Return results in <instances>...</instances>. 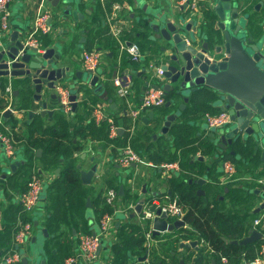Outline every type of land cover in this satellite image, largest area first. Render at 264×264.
I'll use <instances>...</instances> for the list:
<instances>
[{
	"label": "crops",
	"instance_id": "crops-1",
	"mask_svg": "<svg viewBox=\"0 0 264 264\" xmlns=\"http://www.w3.org/2000/svg\"><path fill=\"white\" fill-rule=\"evenodd\" d=\"M75 1L76 5L74 8H77L79 13L83 16L78 22L75 21L71 15L63 13L66 6L62 0L58 3L56 0H12L10 3V33H12L14 29H19L21 33H24V36L29 35L32 32L34 19L41 4H43L42 9H50L53 13L52 21L55 31L51 35L40 36L39 40L42 51L53 46L54 43H66L67 45H65L64 48L61 47L60 49L59 47L57 49V54L60 53V50L64 49L65 54L70 58V63L76 70L83 72H87L82 61V52L85 50H101L104 53L105 61L100 69L94 73V75H98L99 77L97 84L92 85L88 90L82 86L85 84L88 85L89 83H85L82 79L74 77L69 83V85L73 86L74 89L78 90L80 93L77 98L78 106L75 111L72 110L68 113H64L60 110L61 105L57 104L55 100H50L49 108L55 109V111L53 115L47 114L46 116H43L40 114L41 108H39L37 102L32 100L30 108L27 109H17L16 106H12L14 111L12 110L10 116H5L4 114V111H6L7 108H5L3 112H0V128H10L11 130H14L13 128L15 127L16 132L24 138L30 136V124L35 120V117H40L41 123H43L45 127H56L60 122L59 117L64 116L68 123V130L70 133L69 144L74 153L72 160L74 161V165L78 170L80 178L79 184L66 187V190L52 189L51 187L53 183L57 182L61 177L63 168L68 160L63 156L60 159V163L56 166H45L42 160L43 149L41 156L37 154L39 149H36L33 159H31L25 152L19 154L17 152L16 158L11 161L4 156L2 158L0 157V232L3 231L7 223H9L8 227L11 230L12 243L14 242L15 234L18 230L17 220L23 215V208L19 197L22 192L26 191L31 175L35 172L38 173L43 180L44 186L41 201L32 213L33 215L30 216L33 223V230L26 239L22 260L14 264H20L24 257L29 259L30 262H33L38 255H46L47 253L49 254L50 259H52V262L49 261L50 263L48 264H63L67 257L77 254L79 251L80 237L84 234L94 233L98 230L96 227L98 228V221L100 219L95 217V209L92 201H95L96 199L98 200L100 197L104 198L107 188L110 187L107 184L108 180L113 184L111 187L118 189L121 200L126 203L145 202V200L150 199L152 196L151 192L154 191L156 187L159 191L167 189L166 192L160 193L157 199L169 201L172 198L178 197H173L168 193L169 189L172 190L170 183L167 179L165 181L164 179H159L160 177L157 171L152 168L142 167L141 171L144 172L145 175L137 176L134 183H130L129 179L131 176H126V173L115 163V153L113 152L111 143H107V139L103 138V136L95 138V136H93L94 132L92 127L88 128V123L90 121L93 122L96 129L100 128L106 121L97 122L93 118L91 111H87L83 102L85 99L89 102V100L94 98L97 102L103 103L108 114L114 116L116 123L120 126V137L126 136L131 127V119L125 113L127 107L123 103V100L118 96L112 78L118 74L131 75L133 79L131 98L136 102H140L149 85L155 86L159 84L157 79H153L152 76H150V71L148 69L150 62H156L158 60V65H161L160 58L162 53L159 49L162 44L151 39V37L155 35L151 24L160 22L157 15H166L177 19L184 13L190 12L191 16L198 14L202 17L204 14H209L211 12H209V10H206L205 12V8L207 7V9H209L213 2L210 0H201L202 9L199 11H193L188 6L187 9H182L183 5L179 0ZM258 4L259 6L256 8V5ZM116 5H119V7L117 8ZM250 8L254 15L261 18L256 38L258 39L261 35L264 37V0H252ZM114 26H120L125 29V34L121 37L123 40L135 42L140 45L141 48L143 47L145 49V59L142 58L140 62H134L126 52L121 50L119 46L113 44V41H118L112 32ZM130 32L133 33L132 40H129L126 35ZM144 35L147 37L145 38ZM147 41H149V43ZM67 62L68 61L66 60L65 63ZM101 75H104L106 80H103ZM19 80L20 79L15 80L16 84ZM166 82L167 81H165L164 84H166ZM59 84L61 85V83ZM101 84L103 87L100 90H96L95 86H100ZM18 100L19 98L14 96L13 105H15ZM176 100V103L178 104L182 102L181 98H177ZM206 102L209 105L208 108H210L206 113H214L213 111L216 110L223 111L217 106V104H211V99H207ZM190 105L191 103H189L187 107L191 108ZM29 110H35L37 112L32 119L29 117ZM157 110L152 111L155 112L156 117L159 116L161 119L158 122L151 121L149 125L145 124L143 117L147 114L142 115L141 119L138 121V130L136 134L141 130H144L147 133V136L140 137L139 142L144 146L151 145L149 154L145 153V156H143L147 161H152L149 159L151 153L154 154L153 156H156L157 151L166 148H175L177 150L174 146L175 131H172L173 138L168 137L167 134H162L160 131L164 124L165 117L168 114H166V116H164L165 114H158L156 113ZM205 114L199 112L194 114V116L186 117L192 125L189 133L191 138H194L193 142L196 144L204 139L209 140L211 137V130L207 128L204 119ZM11 116H13L16 122V126L14 127L13 123L9 120V117ZM84 128H86L85 136L82 134V129ZM147 128L149 130L146 131ZM170 132L171 129L168 133ZM155 134H157V138H154ZM114 142L116 143L119 141ZM22 147V143L19 142L16 150L20 151ZM176 150L172 151L176 152ZM230 151L233 153L232 146H229L228 149L224 150L222 153L225 155ZM201 156V150H199L196 154L192 155L193 161L199 159ZM92 158L94 159L92 160ZM16 161H25V163L19 165L16 172L11 171L10 174H7L5 170L9 169L10 165ZM203 161L210 166L214 164L216 172L219 173L215 179H210L208 176H205L207 178L205 184L209 183L218 187L216 193H225V190H228L229 186L231 187L232 185L240 183L244 188L255 191V198L253 201L254 211L264 202V199H262L264 192L259 189V185L255 181L256 177L251 176V174L244 168H242V171L239 173V163L234 162L237 167V173L235 175L236 179L230 183H221L220 180L223 175V163L231 160H225V158L223 159L222 157L221 161L217 163L213 156L206 155L203 156ZM174 162H178L180 167V171H175V173L181 172L182 168L179 160H175ZM29 163L32 164L31 169L26 168ZM94 164H97L98 170L93 176L91 182L85 184L81 180V171H89ZM78 165H81V167L78 168ZM57 169H59V172H57ZM255 172L257 173V177H264V161L262 158ZM193 175L197 178H201V176L196 174ZM164 183H166V187H164ZM205 184H198V189L203 188L205 190ZM122 185H124V195L120 193ZM144 190L148 193H145ZM203 196H206V194ZM75 197L85 198L86 208L84 213H82L80 206L77 204L80 200ZM89 200L91 203L90 206L88 205ZM227 206L231 207V204L228 203ZM89 210L92 212L91 215L88 214ZM263 210L264 209L257 213L255 218L260 216ZM138 213L139 211L137 210L136 212H131L128 216L118 218L115 222L114 237L103 242L102 250L100 252L103 259L106 258L107 255H111L113 257L112 262L114 261L116 258L115 251L113 250L114 244H117V242L120 243L124 236L127 238V235L125 234H127L126 231H128L130 225L142 226L144 228L146 222H142ZM255 218H250L247 221L249 229L245 237L253 230L252 224ZM86 220L88 221L89 232L85 230L87 225ZM44 229L47 230L48 236L43 232ZM262 229L264 230V228ZM38 232L43 235L41 241L42 245L36 244L39 240ZM165 233L159 235V238H154L155 236L153 235L152 241L149 242L150 245L148 246L147 241L145 245L152 252L156 251V257L162 259L165 264H192V257L194 258V256L197 255V252L202 248L199 245V242L196 247L181 248L180 239H182L184 243H189V241L194 240L193 238L183 237L188 234L187 230L179 233V239H175L174 236L166 237ZM49 241L50 245L48 247V252L45 254V245ZM8 248L9 246L0 245L2 256ZM128 254L126 264H148L147 262L140 261V257L143 255H133L131 252ZM212 255H214V253L209 252V256ZM258 256L259 254L257 257ZM149 258L151 261L150 256ZM261 259H263L262 263L264 264V255ZM214 260L215 258H213V261ZM150 264H153L152 261ZM213 264L215 263L213 262Z\"/></svg>",
	"mask_w": 264,
	"mask_h": 264
},
{
	"label": "water",
	"instance_id": "water-1",
	"mask_svg": "<svg viewBox=\"0 0 264 264\" xmlns=\"http://www.w3.org/2000/svg\"><path fill=\"white\" fill-rule=\"evenodd\" d=\"M56 1L58 3L60 0ZM62 1L66 6L63 13L71 15L78 22L83 16L77 8H74L76 1ZM210 1L213 3L209 9L205 6V12L206 10L211 12L202 17L198 14L191 16L186 10L187 13L177 19L158 14L160 22L151 24L155 32V35L150 36L151 39L162 44L159 49L162 53L160 62L167 81L163 87L166 95H173V99L167 101L165 105L169 107L177 101V98L182 99L181 112L174 111L168 114L160 131L162 134H167L173 122L195 97L210 95L211 104H217L221 110L228 111L231 116L229 124L211 130L210 141L217 147V151L212 155L214 160L219 163L223 157L222 152L232 144L240 142L244 145L252 144L264 161V37L261 35L256 38L261 18L251 11L252 0ZM187 6L188 2L182 6V9H187ZM258 6L259 4L256 8ZM24 41V33L14 29L7 40L0 42V85L6 82L5 78L11 84L20 79L17 84L24 90L32 92L30 103L32 100L36 101L41 108L40 114L46 116L53 115L55 111L49 108L50 100H55L61 105V98L55 91L57 85L61 83L70 89V100L75 111L80 93L69 83L75 77L90 85H96L98 75H94L92 71L76 70L64 49L57 54V49L64 48L66 43H54L45 51L39 52L36 47H26ZM102 87L101 84L97 90ZM155 87L157 88L158 85ZM18 94L19 91L16 90L14 96ZM60 110L63 111V107H60ZM11 112V109H6L4 114L10 116ZM28 112L31 119L37 113L35 110ZM155 117V112L150 111L143 120L149 125ZM154 138H157V134ZM37 154L41 156L42 149H39ZM200 159L203 160V156ZM24 163L25 161H16L9 169L16 172L19 165ZM80 167L81 165H78V168ZM97 170L98 166L94 164L89 171H81V180L85 184L90 183ZM193 181L194 179H190V182ZM194 182L203 185L207 182V178L204 176ZM166 186L164 183V187ZM166 191L167 189L159 191L156 187L151 197L158 198L160 193ZM144 192L147 193L146 190ZM120 193L124 195V185L121 186ZM168 193L173 195L171 189ZM198 194L205 195L206 192L202 188L198 189ZM88 205H91L90 200ZM142 208L143 201L138 203L137 210L141 212ZM262 209L264 202L254 212L259 213ZM151 211H154L156 216L153 220L144 222L150 221L153 224L154 236L187 227L184 219L172 220L155 205L151 206ZM43 232L48 236L46 229ZM261 237L262 232L255 228L241 241L232 242L247 245L257 242ZM180 242L181 248L196 247L198 244L197 240L184 243L180 239ZM148 253L149 250L140 257L141 262L146 261ZM1 256L0 251V258ZM23 263L48 264V261L40 254L33 262L24 257Z\"/></svg>",
	"mask_w": 264,
	"mask_h": 264
},
{
	"label": "trees",
	"instance_id": "trees-1",
	"mask_svg": "<svg viewBox=\"0 0 264 264\" xmlns=\"http://www.w3.org/2000/svg\"><path fill=\"white\" fill-rule=\"evenodd\" d=\"M132 32L126 34L129 40H132ZM146 38L147 36L144 35ZM149 43V41H147ZM135 43V42H134ZM113 44L119 46L117 40L113 41ZM137 44V43H136ZM138 45V44H137ZM140 47V45H138ZM142 53L144 54V48L140 47ZM159 82V81H158ZM160 84V82H159ZM4 89L3 85H0V112H3L6 108V100L2 96V90ZM209 94V93H207ZM32 92L22 89V92L17 96L19 98L18 102L15 104L17 109H27L30 108V98ZM167 101L173 99V95H166ZM89 99V98H87ZM91 99V98H90ZM211 99L210 95H200L195 97L191 101V108H186L176 121L173 122L171 126V132L175 131L174 137V146L177 148L176 152H173L171 148H166L161 151H157L156 156L151 153L149 159L154 161L157 164H160L164 161L174 162L179 160L181 165V172L168 179V182L171 185L173 191V197L178 196L179 203H181L186 208V222L191 226V229L182 227L179 230L172 232H166L165 236L170 237L174 236L175 239H179V233L181 231L187 230L184 238H197L199 240L204 239L210 244V246L215 250L214 255L209 256V249L206 247L201 248L197 255L192 257V264H220L221 256L225 255L229 259V264H243L245 259H254L259 254V248L262 244V240L247 245H241L240 243H233V240L241 241L246 233L248 232V223L247 221L250 218H255L257 213L253 210V201L255 198V191H251L247 188H244L240 183L228 187V190H225V193H216L218 187L211 185L209 183L205 184L206 196L198 194V183L190 182V179H196L193 174L198 176H208L210 179H215L219 173L216 172L215 165L206 164L202 159H197L193 161L192 155L196 154L201 150L202 156L213 155L217 151V147L209 140L204 139L198 144L194 143V138L190 136V130L192 125L189 123V120L186 117L194 116L196 113L205 114L210 110L209 105L206 100ZM92 102H97L94 98ZM84 106L89 112L88 102L84 100ZM203 103V104H202ZM173 103L171 106L158 107L153 109L157 110L158 114H170L174 111ZM214 113H219L221 111L216 110ZM86 114V113H85ZM9 120L13 123V127L16 126V122L13 116L9 117ZM161 120L159 116L155 117L154 121L158 122ZM59 125L56 127H45L41 123L40 117H35V120L31 122L30 129L31 133L28 138H26V152L28 156L33 159L36 149H43L42 160L45 166L53 167L60 163L61 157H65L67 161L65 167L63 168L61 177L57 182L53 183L52 189L66 190V187L74 186L80 183V178L78 170L74 165L72 160L73 149L69 144V130L68 123L64 116L59 117ZM153 122V121H152ZM93 129V136L99 138L107 139V143H113V140L109 137V126L107 122H104L100 128L95 127L92 121L88 123V128ZM15 128V127H14ZM82 134L86 135V128L82 129ZM15 135L20 139V135L15 131ZM147 136V133L144 130L138 132L133 140L134 149L141 155L149 154L151 145L144 146L139 142L140 137ZM114 144L119 145L120 142H114ZM232 150L225 155L223 159H229L233 162L240 164L239 173L242 171V168L246 169L251 176L257 177V167L261 162V154L254 150L252 144L244 145L240 142H236L231 145ZM116 150V148L114 149ZM28 164V163H27ZM242 166V167H241ZM27 169L32 168V164L26 167ZM259 174V173H258ZM107 184L111 187L112 182L107 181ZM218 186V185H217ZM80 201L77 204L80 206L82 213L86 208V200L84 197H75ZM74 198V199H75ZM104 198L100 197L98 200H93V206L95 209V217L100 219L104 212L111 210L106 205H103ZM230 203L231 207L227 206ZM24 219H28L26 214L21 215ZM8 224L3 231L0 232V245L9 246L10 249L12 243L11 239V230L8 227ZM85 230L89 232L88 221L86 220ZM151 222L148 221L144 228L142 226L130 225L128 231H126L127 238L122 239L120 243L114 244L113 250L115 251V259L112 264H126L128 253L131 252L133 255H144L148 251L146 243V231L149 229ZM178 234V235H177ZM154 238H159L155 236ZM53 240V239H52ZM123 242V244H122ZM50 241L45 245V254L48 252V247ZM156 251H151L149 249L148 256L151 257L153 264H165L164 261L156 257ZM49 261V254L44 255ZM213 258L215 260L213 261ZM23 264V261L20 263Z\"/></svg>",
	"mask_w": 264,
	"mask_h": 264
},
{
	"label": "built area",
	"instance_id": "built-area-1",
	"mask_svg": "<svg viewBox=\"0 0 264 264\" xmlns=\"http://www.w3.org/2000/svg\"><path fill=\"white\" fill-rule=\"evenodd\" d=\"M11 1L12 0H0V42H3L4 39H8L11 34ZM179 2L182 5L188 2V7L193 11H199L202 9L201 0H179ZM42 6L43 4H41L34 19L32 32L25 36L24 41L26 47H36L38 48L39 52H43L39 40L40 36L51 35L55 31L52 21V11L50 9H42ZM116 7L118 8L119 5H116ZM112 32L116 39H118L120 49L126 52L134 62H140L144 56L140 47L134 42L129 43V41L123 40L121 38L125 34V29L120 26H114ZM82 61L85 70L95 73L100 69L101 65L105 63L104 53L98 49L85 50L82 52ZM148 69L149 71L154 70L152 77L157 79L160 84H158L157 88L153 85H149L140 102H136L131 98L133 85V79L131 75L118 74L112 78L118 96L123 100V103L127 107L125 113L131 119V127L126 136L120 137V126L116 123L115 117L108 114L103 103L88 102V108L91 111L93 118L97 122H107L109 126V137L111 140H113L111 145H114V141L123 139V142L117 147L115 161L120 165L123 172L131 176L129 179L130 183H134L137 176L145 175L144 172L141 171L143 166L152 168L154 170L158 169L163 177H170L175 173V171H180L178 162L167 161L157 164L152 161H147L132 146V139L138 128V121L141 119L142 115L147 114L157 107H162L167 103V97L163 87L166 79L164 77V70L162 66L158 65L156 62H150ZM101 77L103 80H106L104 75H101ZM6 85V93L11 95V83L8 82ZM57 91L61 98V107H63V112L68 113L72 111L73 107L70 100V89L59 84ZM204 119L209 130L224 126L231 122V116L226 110H223L219 113L208 112L204 115ZM5 129L0 128V149L4 151L6 158L11 161L14 160L17 155L16 145L10 135L9 129ZM223 165V175L220 182L230 183L236 179V164L232 161H225ZM255 181L259 185V189L264 192V177H256ZM43 189L44 186L41 176L36 172L33 173L28 181L26 191L22 192L19 197L23 208V214H26L28 219H24L22 216L18 218V230L15 234L14 242L10 249H8L0 258V264H14L22 260V254L19 251L21 247L25 246L26 239L32 233L33 223L30 216L41 201ZM103 205L108 206L111 208V210L104 212L101 216L100 220L98 221V230L91 234L82 235L80 237L78 253L67 257L63 264H112L113 257L111 255H107V257L104 259L101 257V251H99L100 246L102 250L103 242L114 237L115 222L118 220V215L122 214L125 217L131 212H136L138 203L123 202L118 189L115 187H109L107 188L104 195ZM152 205H155L157 209L160 208L162 212H165L172 220H185L187 210L181 203H179L178 197L172 198L169 201L150 198L143 202V209L138 213L142 222L145 220H153V218L156 216V213L151 211ZM252 228H257L262 232L261 240L263 242L259 248V256L254 260L245 259L243 260V264H263V259L261 258L264 255V230L262 229L264 228V210L260 216L253 220ZM145 234L147 244L149 246V242L153 239L152 223ZM197 241L201 247H207L211 253H214L215 250L204 239H197ZM145 262L148 264L151 263L149 256ZM220 264H229L228 257L222 255Z\"/></svg>",
	"mask_w": 264,
	"mask_h": 264
},
{
	"label": "flooded vegetation",
	"instance_id": "flooded-vegetation-1",
	"mask_svg": "<svg viewBox=\"0 0 264 264\" xmlns=\"http://www.w3.org/2000/svg\"><path fill=\"white\" fill-rule=\"evenodd\" d=\"M5 81L6 82H4V84H3V87H4V89L2 90V96L5 98V100H6V103H5V105H6V108L7 109H11L12 110V106H15V105H13V97H14V93H15V91L17 90V91H19V94L22 92V87L20 86V85H18V84H16V82L15 81H13L12 82V84H11V87H12V93H11V95L10 94H8V93H6V84L8 83L7 82V79L5 78ZM92 85H90V84H88V85H83L82 87H85V89L86 90H88L90 87H91ZM57 87H58V85H57ZM96 88V90L98 89V85L97 86H95ZM57 93H58V91H57V88H56V90H55ZM18 94V95H19ZM90 99V98H89ZM89 102H92V100H89ZM15 131H16V129L15 128H13ZM14 130H11L10 128H9V131H10V135H11V137H12V139H13V141H14V143H15V145H16V149H17V144L19 143V142H21L22 143V148H21V150L19 151H17L18 152V154L19 153H22V152H25L26 153V138H24L22 135H20V139H18L17 137H16V135H15V131ZM138 130V129H137ZM137 130H136V132H137ZM136 132L134 133V136L136 135ZM18 133V132H17ZM19 134V133H18ZM134 138V137H133ZM133 140V139H132ZM120 143H122L123 142V139H120V140H118ZM119 145H116V144H114L113 146H112V149H113V152L115 153L114 154V159H116L115 157H116V155H117V152H116V150H117V147H118ZM132 146H133V143H132ZM116 148V150H114ZM133 148H134V146H133ZM164 162H167V161H164ZM115 163L117 164V166H119L120 167V165L115 161ZM121 168V167H120ZM155 171H157V173H158V175H159V179H164V181L167 179H170V178H172V177H174V176H176V175H178L180 172H176V173H174L172 176H170V177H163V175L161 174V172L160 171H158V169H156ZM125 175H127V174H125ZM142 176V175H141ZM197 179H199V178H196L195 180H197ZM194 180V181H195ZM162 181V180H161ZM197 183V182H196ZM153 192V191H152ZM152 192H151V194H152ZM148 193V192H147ZM151 199H154V198H152L151 197ZM162 201H165V200H162ZM186 221V220H185ZM186 225H187V227H185V228H189V229H191V226L186 222ZM197 240V239H196ZM202 248H204V247H202ZM206 248V247H205Z\"/></svg>",
	"mask_w": 264,
	"mask_h": 264
},
{
	"label": "rangeland",
	"instance_id": "rangeland-1",
	"mask_svg": "<svg viewBox=\"0 0 264 264\" xmlns=\"http://www.w3.org/2000/svg\"><path fill=\"white\" fill-rule=\"evenodd\" d=\"M143 59H145V55H144ZM157 61H158V60H157ZM157 61H156V63L158 64L159 61H158V62H157ZM149 74H150V76H153V74H154V70H151ZM152 78H153V77H152ZM153 79H155V78H153ZM173 109H174V111H176L177 113H180V112H181V111H180V104H178V103L175 102ZM167 136L173 138V137H172V133H167ZM152 150H153V148H152ZM4 154H5V153L2 152V151L0 150V157H1V158H2L3 156L6 157ZM143 167H144V166H143ZM10 170H11V169H6L5 172H6L7 174H10V172H11ZM5 172H4V173H5ZM144 196H145V195H144ZM262 196H263L262 199H264V194H263ZM150 198H151V197H150ZM91 213H92V212L89 210V211H88V214L91 215ZM32 215H33V214H32ZM123 217H124V216H123L122 214H119V215H118V218H123ZM96 229H98V228L96 227ZM40 235H41L40 232H38L39 240H38V242L36 243L37 245H42V244H41V241H42V236H43V235H41V236H40ZM23 248H24V246L21 247V249H20V251H19L21 254H24ZM98 263H99V262H98Z\"/></svg>",
	"mask_w": 264,
	"mask_h": 264
}]
</instances>
